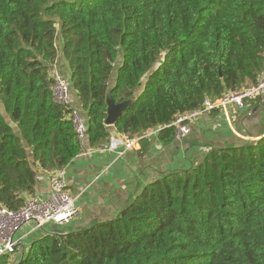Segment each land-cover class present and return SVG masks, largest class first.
I'll list each match as a JSON object with an SVG mask.
<instances>
[{
	"label": "trees",
	"instance_id": "obj_1",
	"mask_svg": "<svg viewBox=\"0 0 264 264\" xmlns=\"http://www.w3.org/2000/svg\"><path fill=\"white\" fill-rule=\"evenodd\" d=\"M58 56L90 147L110 135L108 95L132 101L117 133L159 128L168 146L179 114L264 74V0H0V205L12 211L35 197L39 172L82 152L70 108L53 100ZM55 232L14 264H264V137L163 174L112 220Z\"/></svg>",
	"mask_w": 264,
	"mask_h": 264
},
{
	"label": "crops",
	"instance_id": "obj_2",
	"mask_svg": "<svg viewBox=\"0 0 264 264\" xmlns=\"http://www.w3.org/2000/svg\"><path fill=\"white\" fill-rule=\"evenodd\" d=\"M55 67L68 78L60 56ZM73 98L76 108L72 106L81 113L74 91ZM108 127L110 135L101 146L90 147L85 137L81 141L82 152L64 168V178L75 198L78 216L63 226L47 224L36 229L32 223L25 224L15 235L19 240L15 253L20 249L19 253L23 254L27 250L23 241L35 237L37 232H42L41 238L46 233L79 230L114 219L146 185L170 171L194 167L211 149L257 142L264 137V105L230 106L225 112L215 109L194 120L189 133L176 137L168 146L159 143L156 132L148 135L149 131L141 136L143 142L139 139L133 148L125 150L122 134L117 133L114 126ZM49 194V175L39 172L35 197L45 199Z\"/></svg>",
	"mask_w": 264,
	"mask_h": 264
},
{
	"label": "built area",
	"instance_id": "obj_3",
	"mask_svg": "<svg viewBox=\"0 0 264 264\" xmlns=\"http://www.w3.org/2000/svg\"><path fill=\"white\" fill-rule=\"evenodd\" d=\"M50 75L54 81L53 100L70 108L68 120L74 126L77 139L82 141L87 137L86 119L72 106L68 89L69 80L64 78L55 66L51 67ZM251 103L264 105V74L258 78L255 86L246 87L237 92L225 93L222 97L213 100L205 98L201 109L179 114L169 126L175 129L176 137H184L189 133L192 122L204 114L215 109L225 112L226 108L230 106L243 108ZM153 133H155L154 130L148 135ZM122 137L125 150L133 148L141 138L129 139L124 135ZM49 193L45 199L28 198L24 207L17 211L0 205V257L11 255L17 250L19 240L15 235L25 224L32 223L36 229H42L47 224L63 226L78 216L79 211L75 204V198L71 195L64 178V168L49 177Z\"/></svg>",
	"mask_w": 264,
	"mask_h": 264
},
{
	"label": "water",
	"instance_id": "obj_4",
	"mask_svg": "<svg viewBox=\"0 0 264 264\" xmlns=\"http://www.w3.org/2000/svg\"><path fill=\"white\" fill-rule=\"evenodd\" d=\"M131 100L125 101L120 104H115L111 97L108 95L106 98V105H107V117L105 119L104 124L106 126H114L116 121L121 117L122 112L131 104ZM14 125L11 124V127ZM159 129L154 128V131L157 132Z\"/></svg>",
	"mask_w": 264,
	"mask_h": 264
},
{
	"label": "rangeland",
	"instance_id": "obj_5",
	"mask_svg": "<svg viewBox=\"0 0 264 264\" xmlns=\"http://www.w3.org/2000/svg\"><path fill=\"white\" fill-rule=\"evenodd\" d=\"M59 65H61L60 63H58ZM113 83V81H112ZM68 89H69V97L72 101V104L73 106L75 107V99L73 98V91H72V88L70 86H68ZM76 108V107H75ZM0 114L2 115V117L7 120V116L6 114L4 113V110H3V107L0 103ZM154 130V129H153ZM152 130V131H153ZM40 234H42V232H37L36 236H31L29 239H26L25 241H23V244H24V250L26 248H28V246L34 241V240H38L40 238ZM19 252H22V250H18V252H14L12 253L11 255L7 256L6 258L5 257H0V264H14V261L17 262V259L22 255V253H19ZM19 255V257L15 258L14 256L12 255Z\"/></svg>",
	"mask_w": 264,
	"mask_h": 264
}]
</instances>
